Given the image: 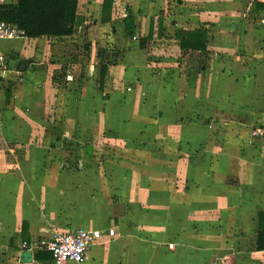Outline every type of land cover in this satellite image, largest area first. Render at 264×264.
I'll return each mask as SVG.
<instances>
[{"label":"crops","instance_id":"crops-1","mask_svg":"<svg viewBox=\"0 0 264 264\" xmlns=\"http://www.w3.org/2000/svg\"><path fill=\"white\" fill-rule=\"evenodd\" d=\"M229 1L222 5L235 3L244 17L251 7L264 16V0ZM182 2L193 1L144 0L147 10ZM103 4L79 0L72 35L0 40L12 69L10 80H0V264H52L43 243L54 230L77 228L104 233L80 264H264L261 24L245 28L238 42L222 37L217 44L227 50L218 55L210 41L206 50L181 49L164 34L175 32L176 19L149 13L139 30L153 36L137 46L126 17L115 25L94 13ZM123 4L126 15L134 11ZM110 23L117 36L110 31L98 43L95 34L108 33ZM85 38L91 66L80 60ZM243 42L253 58L239 51ZM113 43L127 48L125 59ZM63 62L68 92L55 76ZM118 139L126 150L137 141L134 150L151 161H96L97 145ZM34 240L41 248L22 247Z\"/></svg>","mask_w":264,"mask_h":264},{"label":"rangeland","instance_id":"rangeland-1","mask_svg":"<svg viewBox=\"0 0 264 264\" xmlns=\"http://www.w3.org/2000/svg\"><path fill=\"white\" fill-rule=\"evenodd\" d=\"M126 0H120L121 4L119 3L117 7V5L115 6V8L113 7V9H111V13L110 16L111 18L113 17V22L115 23V25H122V22L124 23V18L127 16V10L124 7V4L122 5V3H124ZM131 3V6L134 8V11L131 10V14H133L135 16V25H136V29L137 31L135 32V36L138 38V42H137V46L138 44L141 46H145V44L143 45V43L141 42V40L145 39L147 41V39H151L152 36L147 35L144 36V34L142 35L141 31L139 30V27H141V23H140V19L144 21L145 23V19L146 22H148V18H147V14H153L155 13L157 16H165L166 20L169 21L170 19H176V21L178 22L177 25L175 26L176 30L175 32H173L172 28H170L168 31L164 32V34H166V38L170 39V38H174V39H178L180 40V36L183 35L185 32L187 31H191V30H197V29H201L202 31H205L207 34V39L208 42H212V46L214 48L211 49V51L216 52V49H220L222 51H218V55L223 54V51L227 50L225 45L222 44H217L220 42H223L221 40L222 37H225V35L227 34H231V35H235L234 38L232 37V40H234L235 42H238V40H236L237 35L243 33V30L245 28H249L253 29V25L255 24L254 22L258 21L261 25H259L258 28H263L261 29L262 32H259V35H264V16L262 14H258L257 9L254 8H250V9H246V14L247 16L244 17L243 16V12L241 9H239L238 7H236V4L233 3L229 4V6L225 7V5L222 3L224 1H228L229 0H198V1H205L208 3H212V5L214 7H211L209 5L205 6V4H202L200 7L198 6V2L197 0H192L193 2L187 3V2H182V3H178L176 4V7H167L168 4L164 5L161 8H153L150 10L146 9V4L144 3V0H142L141 3L137 2V0H128ZM174 2H177L178 0H173ZM187 1V0H185ZM251 3H256L257 0H251ZM119 2V1H117ZM171 2V1H169ZM250 2V0H249ZM103 10L102 11H96L94 13H96V15L99 17H101V15L103 16ZM152 12V13H151ZM136 13V14H135ZM126 15V16H125ZM245 18V19H244ZM89 23H91V19H88ZM84 24L85 26L87 25H92V24ZM126 25V21L124 23ZM108 28V33L107 30L102 29L100 34L96 33L95 34V39H97V42L99 43L101 40L99 39H104V35L107 34L109 35L110 31H112L114 33V35H116L115 31H113V27L114 24L110 23ZM138 27V28H137ZM138 30L140 32H138ZM260 30V31H261ZM239 31V32H238ZM141 33V34H139ZM163 33V32H162ZM120 34V33H118ZM127 34V32H126ZM87 37V34H85ZM89 37L91 36V34L89 33L88 35ZM117 36V35H116ZM127 36H129L127 34ZM126 36V37H127ZM99 40V41H98ZM177 40V41H178ZM149 42V40L147 41ZM88 44L90 45L91 42H87L86 38L84 40V44L82 46V51L84 49V57L80 58V60H83L81 62L84 63L85 66H91L94 64H91L89 61L90 59V54H88L86 52L87 50V46ZM107 44H109L107 42ZM214 44V45H213ZM247 48H246V44L243 42L242 44V48L241 50H239L241 52V54L245 57H250L253 58V52H254V48H252V45L250 43H247ZM113 50L118 51L120 54L124 53L123 55H120L118 58L123 60L124 55L127 52V48H117L116 44L113 43ZM111 46V45H110ZM136 45H134L135 47ZM156 47V45L154 46ZM217 47V48H216ZM101 47H98V50ZM115 48V49H114ZM102 50L104 49L103 53L104 55L106 54V50L108 49L106 46H104V48H101ZM91 50V49H90ZM235 52L237 49H234ZM185 51H182V53H184ZM90 53V52H89ZM228 53V52H227ZM226 53V54H227ZM106 56V55H105ZM109 60V58H106ZM79 60V61H80ZM199 60V59H198ZM201 61H203V59H201ZM64 62H63V66L57 70H55V76H56V80L61 84L59 87L62 88L61 92H68V90L71 88L70 85H67L66 81H68V78L64 79V77L66 76V74L63 73V68H64ZM202 66L201 62L196 63V65L194 66V69L196 68V71H198L197 69H199V67ZM87 68H85L86 70ZM189 69H193L189 68ZM91 71L92 68H91ZM198 73V72H197ZM74 75V73L72 74V76ZM93 76V75H91ZM195 76V71L192 74V77L194 78ZM197 76V75H196ZM191 77V76H190ZM72 82V81H71ZM70 87V88H69ZM64 95V94H63ZM71 97V96H68ZM118 141V142H117ZM117 141H106V142H102L101 144L97 145V149H95V159L98 162H126L128 161L129 163H133L136 165H142V164H146L147 161H151V160H147L144 157L145 156H141L140 154L137 153V151H135V147L136 144L138 143L137 141L134 142V144L132 145V149H127L126 150V146L124 144H122V142H119V139ZM159 162L160 164H165L166 161H162L161 159H153V161L151 163H156ZM171 164V163H170ZM147 165V164H146ZM140 172H144L143 170H141L140 168H138ZM151 170H153V168H150ZM154 173L156 174L157 172H155V170H153ZM145 172H147V170H145ZM140 174V173H138ZM153 175V174H152ZM164 176V175H163ZM165 176L167 178H171V174L168 172L167 174H165ZM152 177V176H151Z\"/></svg>","mask_w":264,"mask_h":264},{"label":"trees","instance_id":"trees-1","mask_svg":"<svg viewBox=\"0 0 264 264\" xmlns=\"http://www.w3.org/2000/svg\"><path fill=\"white\" fill-rule=\"evenodd\" d=\"M112 4L113 0H104L102 22L111 19ZM78 5L79 0H18L15 4H2L0 14L4 20L23 28L28 37H64L75 32ZM258 6L264 8V3H258ZM125 21L127 34L135 36V16L129 13ZM149 34L152 36L153 31ZM207 42V34L201 29L187 31L180 36V47L183 50H206ZM106 69L107 64L101 57V82Z\"/></svg>","mask_w":264,"mask_h":264},{"label":"built area","instance_id":"built-area-1","mask_svg":"<svg viewBox=\"0 0 264 264\" xmlns=\"http://www.w3.org/2000/svg\"><path fill=\"white\" fill-rule=\"evenodd\" d=\"M4 0H0V6ZM26 36V32L18 24L4 20L0 14V40L16 39ZM12 69L7 57L0 54V80H10ZM108 236L116 235L115 228L108 229ZM100 229L77 228L67 232L54 230L50 239L43 243L52 255V264H80L87 255L90 246L103 237ZM22 247L29 250H37L41 246L37 241L22 243Z\"/></svg>","mask_w":264,"mask_h":264}]
</instances>
